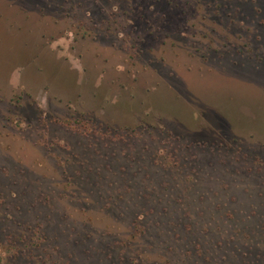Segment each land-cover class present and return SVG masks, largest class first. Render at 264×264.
Returning <instances> with one entry per match:
<instances>
[{
	"label": "rangeland",
	"instance_id": "374dc122",
	"mask_svg": "<svg viewBox=\"0 0 264 264\" xmlns=\"http://www.w3.org/2000/svg\"><path fill=\"white\" fill-rule=\"evenodd\" d=\"M0 264H264V0H0Z\"/></svg>",
	"mask_w": 264,
	"mask_h": 264
}]
</instances>
